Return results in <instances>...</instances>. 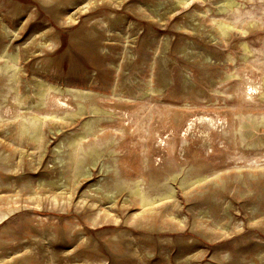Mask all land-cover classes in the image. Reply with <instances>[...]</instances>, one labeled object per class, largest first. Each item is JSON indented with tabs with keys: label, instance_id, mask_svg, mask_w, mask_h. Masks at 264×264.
Instances as JSON below:
<instances>
[{
	"label": "rangeland",
	"instance_id": "rangeland-1",
	"mask_svg": "<svg viewBox=\"0 0 264 264\" xmlns=\"http://www.w3.org/2000/svg\"><path fill=\"white\" fill-rule=\"evenodd\" d=\"M226 1L0 0V264H264V0Z\"/></svg>",
	"mask_w": 264,
	"mask_h": 264
},
{
	"label": "bare ground",
	"instance_id": "bare-ground-1",
	"mask_svg": "<svg viewBox=\"0 0 264 264\" xmlns=\"http://www.w3.org/2000/svg\"><path fill=\"white\" fill-rule=\"evenodd\" d=\"M180 2H182V1H184V0H179ZM225 6H232L233 4L231 3V0H228V1H226L225 3ZM136 193H138V191L136 192ZM139 194V193H138Z\"/></svg>",
	"mask_w": 264,
	"mask_h": 264
}]
</instances>
